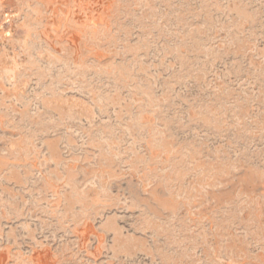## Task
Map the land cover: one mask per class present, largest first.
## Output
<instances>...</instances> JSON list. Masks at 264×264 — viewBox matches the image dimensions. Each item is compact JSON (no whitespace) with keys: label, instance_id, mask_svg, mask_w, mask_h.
Instances as JSON below:
<instances>
[{"label":"rangeland","instance_id":"rangeland-1","mask_svg":"<svg viewBox=\"0 0 264 264\" xmlns=\"http://www.w3.org/2000/svg\"><path fill=\"white\" fill-rule=\"evenodd\" d=\"M0 264H264V0H0Z\"/></svg>","mask_w":264,"mask_h":264}]
</instances>
